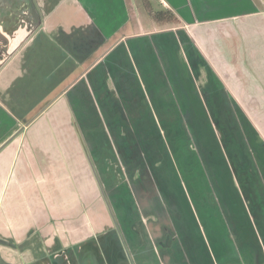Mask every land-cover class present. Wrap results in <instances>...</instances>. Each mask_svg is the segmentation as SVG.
<instances>
[{
  "label": "crops",
  "instance_id": "crops-1",
  "mask_svg": "<svg viewBox=\"0 0 264 264\" xmlns=\"http://www.w3.org/2000/svg\"><path fill=\"white\" fill-rule=\"evenodd\" d=\"M149 1L172 10L181 25L157 29L153 23V29L140 31L142 13L149 17L142 0H0V264H131V251L134 264H171L160 254L152 225L131 224L133 230H140L139 237H150L146 249L135 239L131 246L125 234L123 241L115 222H97L88 215L93 209V205L88 208L87 197L93 191L95 163L91 141L97 133L106 134L107 144L103 141L101 149H109L112 129L98 101V93L104 91L94 81L96 68L113 56L118 76L124 77L123 85L116 88L136 99L144 95L150 102L158 100L157 85L165 74L159 69L167 67L163 56L143 41L144 35L181 31L184 50L191 54L182 61L204 69L198 85L201 97L210 103L207 113L233 115L230 100L229 108L221 103L226 101L220 96L222 90L228 92L245 116L261 117L264 139V0ZM129 37L131 44L125 48ZM132 59L138 78L148 76L146 90L136 91L135 79L125 76ZM203 84H219L222 89L210 85L203 90ZM184 99L189 101L188 94ZM115 100L119 108L126 103L119 115H110L113 108L108 117L141 115L142 106L137 111L128 104L130 98ZM58 109L73 124L27 121L50 111L56 115ZM262 109L259 116L253 113ZM79 117L84 118L82 124H77ZM94 117L102 123L95 124ZM182 123L173 121L167 130L179 133ZM112 126H118L113 131H122L119 124ZM79 167L85 173L79 174ZM249 194L264 202V190ZM260 221L261 237L249 234L236 239L231 233L230 243L236 246L229 252L231 260L223 261L218 248H209L215 264H264L263 214ZM258 241L263 246L260 253Z\"/></svg>",
  "mask_w": 264,
  "mask_h": 264
},
{
  "label": "rangeland",
  "instance_id": "rangeland-1",
  "mask_svg": "<svg viewBox=\"0 0 264 264\" xmlns=\"http://www.w3.org/2000/svg\"><path fill=\"white\" fill-rule=\"evenodd\" d=\"M142 14L140 31H146L152 28L153 22L145 13ZM144 36L143 41L157 51V56H163V65L167 67L159 69L165 74L157 85V90L161 92L158 100L155 98L150 102L142 98L144 95L141 100L136 99L125 89L121 90L122 87L116 88L123 85L124 77L118 76V66L113 56L96 68L98 76L94 81L104 91L97 96L105 120L114 130L118 126L112 125L119 124V129L125 133L111 129V138L107 141L109 149H101L106 134L97 133L98 138L94 135V140H90L94 144L95 163L93 191L91 198L87 197V205H91L88 208L91 209L93 205V209L88 215L97 222H117L120 236L130 238L131 246L135 239L137 245L145 244L146 249L150 245V237H139L137 232L140 230H133L131 224L145 222L150 227L152 225L154 237L160 243V254L171 264H215L209 249L214 247L219 249L218 258L231 260L229 252L236 248L234 243H230L231 233L236 239L249 234L262 236V222L259 220L264 215V202L262 197L249 194L252 190H264V139L259 128L261 117L245 116L241 104L239 107L235 105L228 92L223 90L225 97L220 96L226 101H222L221 106L229 108L230 100L234 113L210 116L207 113L210 103L201 97L198 85L200 71L204 69L198 63L189 66L182 61L189 54L184 50L181 31ZM131 37L127 38L125 48L131 44ZM166 46L171 48L170 51L165 50ZM133 62L132 59L130 71L125 76L135 79L138 86L136 91L141 88L146 90L145 80H148V76L143 75L141 81V74L138 78L139 71ZM141 63L146 66L145 60ZM157 65L161 66L159 63ZM103 72H107V75ZM162 80L164 84H161ZM129 84L127 86L133 88ZM210 85L221 88L219 84H203V90L211 89ZM187 94L189 101L182 100ZM119 96L122 99L130 98L128 104L134 105L137 111L142 106L141 115L112 118V115H119V109L126 103L124 100L119 108L115 100ZM182 107L185 110H181ZM113 108L114 112L108 117L107 113ZM78 110L82 114V109ZM262 111L255 110L253 113L259 116ZM65 112L69 111L66 109ZM52 114L55 113L50 111L43 118L30 116L27 121L30 124L55 126L73 124L60 109L56 115ZM83 119L79 117L77 124H82ZM93 119L95 124L102 123L100 117ZM173 121H183L179 133L173 134L167 130L166 126ZM104 144H107L106 141ZM81 172L85 173V170L79 167V174ZM80 202L81 197L79 205ZM252 205L255 206V218L252 216ZM261 242L258 241L259 253L263 247ZM131 253L129 257L131 264H134ZM150 255L147 252L145 256L148 258Z\"/></svg>",
  "mask_w": 264,
  "mask_h": 264
},
{
  "label": "trees",
  "instance_id": "trees-1",
  "mask_svg": "<svg viewBox=\"0 0 264 264\" xmlns=\"http://www.w3.org/2000/svg\"><path fill=\"white\" fill-rule=\"evenodd\" d=\"M142 2L143 9L149 15L157 29L175 28L181 25L180 18L172 10L162 6H155L149 0H142ZM121 238L124 241L122 236Z\"/></svg>",
  "mask_w": 264,
  "mask_h": 264
}]
</instances>
